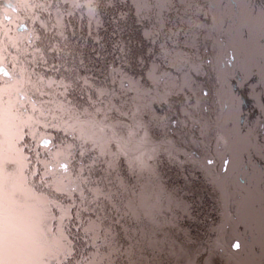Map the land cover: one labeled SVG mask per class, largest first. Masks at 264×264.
Returning <instances> with one entry per match:
<instances>
[{"label": "rangeland", "instance_id": "obj_1", "mask_svg": "<svg viewBox=\"0 0 264 264\" xmlns=\"http://www.w3.org/2000/svg\"><path fill=\"white\" fill-rule=\"evenodd\" d=\"M182 1L164 0L158 4L153 3L152 11L144 13L139 18V23H145L144 30L151 31L148 40L152 38V41L158 45L159 55L152 50L153 47L148 45L149 48L144 53L149 57L150 62L145 69L147 73L145 77L148 79L145 88L142 87L144 80L141 75L127 74L123 84L119 79L116 83H112L109 79L110 84L114 87L113 91L118 95V98L114 99L116 110L111 111L110 115L106 108L100 114L99 112L95 114L90 109L76 107L72 95L71 103L66 111L56 110L52 105L44 104V101L50 97H38L37 99L41 101L42 105L53 109L51 112L45 109L47 115L44 116H41L39 112L33 113L32 109L25 111L18 109L10 96L0 97V264H63L68 259V252L71 248L65 230L62 226L56 227L58 223L63 224L68 219L66 211L68 203L65 204L56 197L54 201L47 202L40 196V193H37L33 184L34 174L44 165L38 159L37 163H34L39 168L36 167L33 170L29 159H36L40 155L38 152L33 155L36 149L34 141L38 139L39 132L47 129L40 123L34 124L32 121H28L30 115L40 117L42 121L50 120L49 125L61 127L63 131L56 135L58 140L76 144L77 147L80 144L92 143V140H96L93 142L96 144L95 146L102 147L105 151L120 158L118 168L126 166L129 173L133 171L138 177L149 181L162 177L167 185L171 184L169 178L171 171L169 170L172 156H174L169 148L179 146L176 142L173 144L176 134H172V132L175 130L187 141L194 134L195 138L199 137L203 143H207L208 139L211 140L212 135L206 131L213 125L210 124V120L205 118V113L208 109H221L223 103L219 93L222 95L224 93L223 89L219 87L221 77L217 65L219 29L216 25L217 29L214 28L212 32L209 30V19L214 17V15L210 16L211 8L215 13L216 10L212 5H209V0H188L190 6H186ZM120 3L116 9L128 13L127 21H131L129 23H138L136 12L139 5L137 0H126V2L124 0ZM197 4L204 6L206 18L201 15L202 7H196ZM116 9L109 11L111 12L109 18L116 15ZM198 15L202 17V20L195 18L199 17ZM214 20L216 21V18ZM211 21L213 20L211 19ZM200 24H202L201 27ZM190 28L194 32L201 31L200 28L203 29L200 39H202V43H205L202 45H205L206 48V59L211 61V65L204 71V75H201L202 73L199 72L201 68H196L193 62L194 55L200 52L199 48L193 49L195 44L193 42L195 38L197 40L199 38L196 35L195 38L189 35ZM85 36L81 35L80 40L79 38H69V42L78 46V44L84 43ZM198 41L196 46L200 47L201 43ZM90 42L92 41H88L84 52H88L90 47L93 48ZM187 46L189 50L185 51L184 48ZM210 50L211 55H207ZM154 53L155 59L152 56ZM139 57L140 55L136 59ZM176 57H178L176 60H169ZM185 58H190L192 61H186ZM232 62H234L233 59ZM188 80L191 81V84L188 83ZM2 86L0 83V90ZM99 106L103 108V105ZM94 109L96 108L94 107ZM116 116L119 117L118 120ZM95 118H100V122L109 132L104 130V133L98 130L93 122ZM51 130L52 128H49L47 131ZM65 135L68 136L67 139ZM29 139L33 145L30 144ZM47 139L48 137L41 133L42 142ZM158 144L164 146H158ZM185 146L182 144L179 147ZM163 148L167 150V162L165 156L161 157L160 155L161 151L166 153ZM212 150L213 146H209L208 154ZM153 151L159 152V155H149ZM150 156L153 159L149 160ZM137 158L147 161L148 167L136 166ZM176 158L177 156L173 159L174 162ZM162 167L165 168L164 173L160 171ZM189 167L188 169H192ZM181 178L186 180L187 177L182 175ZM145 188L146 185L142 187V193ZM186 196L181 195L177 202L184 201ZM144 197L145 195L142 194L143 201H145ZM168 203L163 205L164 208L170 210L166 214H171L178 224L180 219L189 218L185 206L170 203V201ZM49 205H53L59 212L57 220L52 212L53 207ZM218 212H221V207H218ZM55 222L57 223L55 224ZM183 231L185 232L184 229ZM13 232H20V235L18 233V236H15ZM123 245L134 250L137 247H144L145 243L142 241L141 244H136L138 246L126 243ZM191 245L192 247L184 246L181 250L180 259L184 264H220L213 261L215 259L213 248H209V250L199 244ZM101 251L104 252L107 249H101ZM194 251L195 254H193ZM203 252L204 254L199 256ZM224 252L226 253V251ZM117 254L116 251L112 261ZM192 254L193 257H191ZM226 255L235 264L234 257L227 253ZM134 256V261L139 258V255ZM105 264H109V261H105ZM132 264L135 263L132 262ZM222 264H225L224 261Z\"/></svg>", "mask_w": 264, "mask_h": 264}, {"label": "snow or ice", "instance_id": "obj_2", "mask_svg": "<svg viewBox=\"0 0 264 264\" xmlns=\"http://www.w3.org/2000/svg\"><path fill=\"white\" fill-rule=\"evenodd\" d=\"M86 2L89 5L88 15L94 21L98 19L99 24L95 23L93 28L90 22L84 43L77 46L70 44L68 34L71 33L73 37L76 35L77 29L72 25L76 13L72 9L80 8L82 0H32L33 21L38 27L30 37L28 47L24 49L25 60L20 62L19 71L15 74L16 84L13 85L16 103L20 104L21 108L27 101L32 104L33 113L47 115L44 108L31 101L25 89V86H29L40 96L50 97L44 104L52 105L56 110L68 109L71 93L77 88L84 91L89 104L93 105L97 112H103L105 108L108 112L116 110L114 99L118 98V95L112 89L98 83L100 77L88 67L84 49L91 40L97 46L91 49L95 53L94 59L96 61L106 59V56L102 55L105 45L100 30L107 29L103 18L98 17V11L101 4L107 9H114L121 3L120 0ZM161 2L164 0H137L138 23L144 13L152 11L153 3ZM127 18L128 13L123 10L111 18V24L115 26L113 36L122 31L121 24L126 22ZM80 20L82 21L83 17H80ZM150 35L151 31L148 29L142 32L144 39H149ZM117 48L121 55L127 54L128 50L123 40H117L112 44L113 50ZM126 76L118 64H108L106 79H110L112 83L119 79L123 84ZM5 94H8L7 89ZM99 105H103V108ZM52 110L48 109V112ZM28 121L40 123L39 118L35 116H29ZM43 127L47 129L48 125ZM60 131H63L61 127L53 125L51 131L39 132L34 143L36 151L46 157L43 161L46 175L56 185V190L69 201L67 218L70 222L75 220L73 227L77 232L83 233L85 245L93 249L87 256L75 259L76 248L75 242L72 241L67 258L72 260L73 264H104L105 261L114 264L112 257L118 249L113 247L114 235L111 227L105 226L108 219L105 204L115 207L113 197L116 196V191L113 185L120 187L122 181L113 173L119 166L120 158L102 147L89 148L86 143L77 147L76 144L60 141L56 136ZM41 133L48 137L45 142L41 140ZM151 159L153 157L150 156L149 160ZM135 164L140 168L148 167V162L141 158H137ZM188 207L190 208V205ZM101 249L107 251L102 252Z\"/></svg>", "mask_w": 264, "mask_h": 264}, {"label": "flooded vegetation", "instance_id": "obj_3", "mask_svg": "<svg viewBox=\"0 0 264 264\" xmlns=\"http://www.w3.org/2000/svg\"><path fill=\"white\" fill-rule=\"evenodd\" d=\"M122 1L124 0H120V2ZM31 4L32 0H0V83L3 85L0 90V97L10 96L14 103H16V96L13 91V85L16 84L15 74L19 71L20 62L25 60L24 49L28 47L29 39L34 29L38 27L33 21ZM87 7L89 6L86 0H82V6L80 8L72 9L76 13V17L72 20V25L77 31L75 37L69 33V38L78 39L79 36L86 35L85 32L87 33V26L90 22L93 28H95V23L99 24L98 19L95 21L92 18L90 19ZM114 9H107L101 4L98 17L109 14V11ZM80 17H83L82 21ZM81 28L83 31H81ZM226 54V67L228 73L231 75L234 66V62H232L234 56L230 49H226ZM219 87L224 91L222 97L219 94L223 106L221 109H208L205 113V118L210 120V124L213 125L206 131L212 135L211 140L208 139L207 143H203L199 137L196 139V135L194 134L187 141L184 136L177 134L175 130L172 132V134H176V137L173 139V144L176 142L179 146L182 144L186 146L183 148L179 146L169 148L174 153V156L171 155L173 158L170 162L171 169L169 171H171V175H174L175 172H179L181 176L185 175L187 177L186 180L177 179L167 185L164 178H154L147 183L142 194L145 195L144 202L148 206L154 201L160 205H167L170 201V203L185 206L189 218L186 220L180 219L178 225L185 231L188 230L185 232L186 234H190L192 227L195 228L194 236L196 240L193 245L199 244L207 249L213 248L215 250L213 255H216L215 259H219L218 257H220V263L224 261L225 264H234L226 253L233 257L234 254L240 255L242 253L243 245L235 233L233 223L236 226H240L239 208L244 196L238 190L234 180L228 179L226 181L225 191L228 197V211L230 219L232 220L227 223L218 184L227 174L232 156V143L237 134L229 87L226 83L222 84V81H220ZM5 89H7L8 94H5ZM25 89L31 97L32 102L44 109H50L42 105L41 101H38L37 98L40 97L38 92L32 90L29 86H25ZM16 107L25 111L32 109V104L25 101L23 108L18 103H16ZM44 122L40 118V124L44 125ZM208 144L210 147L213 146L210 154L207 152ZM159 145L164 146L163 144ZM164 151L166 153L161 151L160 155L161 157L165 156L167 162V150L164 149ZM156 154L159 155L158 152ZM149 155L152 156L154 154L150 153ZM175 156L177 158L174 162L173 159ZM190 165L192 169H188ZM160 171L164 173L165 168L162 167ZM239 174L243 176V171L241 170ZM181 195L187 196L184 198V201L179 200L177 202L181 198ZM188 205H190V208ZM214 207L217 210L218 207H221V212L217 211L216 213L215 211L213 217L212 210ZM149 215L151 218L153 217L151 208L149 209ZM215 218L217 219L216 222H214ZM149 236V245L154 249L156 245L152 238L153 236L151 234ZM188 247L190 248L192 245L190 244ZM234 259L236 260L235 264H240L235 257Z\"/></svg>", "mask_w": 264, "mask_h": 264}, {"label": "water", "instance_id": "obj_4", "mask_svg": "<svg viewBox=\"0 0 264 264\" xmlns=\"http://www.w3.org/2000/svg\"><path fill=\"white\" fill-rule=\"evenodd\" d=\"M211 2L219 28L218 72L229 87L237 134L228 172L218 188L226 222L232 221L226 181L234 180L244 196L240 226L232 222L243 245L242 253L234 257L240 264H264V0ZM229 48L235 58L231 75L224 59Z\"/></svg>", "mask_w": 264, "mask_h": 264}, {"label": "trees", "instance_id": "obj_5", "mask_svg": "<svg viewBox=\"0 0 264 264\" xmlns=\"http://www.w3.org/2000/svg\"><path fill=\"white\" fill-rule=\"evenodd\" d=\"M209 5L211 6L210 2H209ZM121 8H123L122 5H121ZM203 10H205L204 6H203ZM110 14L111 12H109V14L101 15V17L103 18L104 24H105V28L107 29V31H105L104 29L100 30V34L103 36V43L105 45L102 55H105L106 59H103L101 61H96L94 59L95 53L91 51L92 47H90L88 48V52H84L86 62L88 63V67L92 70V72L95 75L100 77L98 81L99 84L106 86L112 90H114V87H112V85L110 84L111 83L110 80L106 79L107 74H108V64H114V65L118 64L123 69V72L126 74H129L132 76L141 75L144 80L142 81L143 82L142 87L145 88L147 86L146 83L148 82V79L145 77L147 76L145 69H146V66L149 65L150 63L149 57L144 54L146 52L145 50L149 48L148 47L149 45L150 47H153L152 50L159 55V52H158L159 47L156 43L152 41V38L150 40L144 39V37L141 38L142 37L141 34L144 31L145 23L144 24L136 23V22L129 23L131 22L129 20L126 22H123L122 24L124 26L121 25L122 31H120L116 36H113L112 33L115 31V26L111 24V18H109ZM201 15H203V13ZM198 16L199 17L196 16L195 18L202 20V17L200 15ZM203 17H205V15ZM201 25L202 24H200V27ZM214 28L217 29V26L215 25L214 21H211V24L209 25V30L212 32ZM200 30L202 31L203 29L200 28ZM201 31L194 32V30L190 28L189 35L193 36L194 38L196 35L199 38L198 39L199 41L195 38L193 42L195 43L193 45L194 46L193 49L199 48L200 50L199 54L194 55L193 62L195 63L196 68L197 67L201 68L199 70V72L202 73L201 75H204V71L208 69V67H210L211 61L206 59L207 57L205 54L206 48L204 47L205 45H202L205 43H202V39H200ZM209 34L211 33L209 32ZM140 35L141 37L139 38ZM203 35H205V33H203ZM117 40L124 41L127 47V50H128L126 55H121L118 48L116 50L112 49V44L115 43ZM197 41L198 43H201L199 45L200 47L196 46ZM92 46L93 48L97 47L93 43H92ZM184 49L185 51L189 50L188 46L185 47ZM97 50H100V49L97 48ZM211 50L210 52H208L209 54L207 53V55H211ZM155 53L152 55L153 59H155L156 57ZM138 55H140V57L136 59ZM145 56H146V59H144ZM118 57L119 59H117ZM177 58L178 57L170 58L169 60L171 59L176 60ZM142 59L145 60V62H143ZM188 59L190 60V58ZM136 82H138V80H136ZM188 83L191 84V81L188 80ZM71 95L73 97L74 104L76 105V107L81 106V107H84L83 109L85 108L90 109L92 113L98 114L96 109H94V106L89 104L88 99L84 95L83 90H80L79 88H77L75 91L71 93ZM77 101L82 102V103H79ZM100 113L101 112H99V114ZM106 115L108 114L106 113ZM109 115H110V112H109ZM116 118L117 120L119 119L118 116H116ZM49 122L50 120L49 121L46 120L44 122V125H48L47 130L49 128H52L53 126V124L49 125ZM93 122L96 128H98V130H101L104 133L105 131L109 132L108 129H105L104 124L100 122V118H95ZM73 131L75 133H78L76 130H73ZM57 134L58 132L56 133V135ZM67 137L68 136H66L65 138L67 139ZM29 141H30V144L33 145V142L30 139ZM92 141L95 142L96 140H92ZM93 142L86 143V146L89 148L95 146L96 144H94ZM34 154H38L36 149L34 150L33 155ZM38 159L43 164V161L46 159V157L40 153V155L36 159H29V162L32 164L31 169L34 170L37 167L34 162L37 163ZM113 175L118 177L122 181V185L120 187L113 185L116 191V196L113 197L115 207L105 204V213L108 216V219L105 221V226L111 227L113 235H114L113 246L116 249H118L117 251L118 254L115 256L113 262L114 264H132V262H134L135 264H153L156 259V254L152 252L153 249L150 247V245H148V241L150 240L149 238L150 234H149L148 229H150L151 227L150 223H154V222H151L153 220L150 219L151 217L149 215V209L151 208L150 205L148 206L147 203H145L143 199L140 197V195L142 194V187L144 185H147V183H149V180L138 177L137 174L133 171L129 173V170L128 168H126V166H120L119 168H117L116 172H114ZM170 176H171L169 177L170 182L176 181L177 179L182 180L181 174L179 172H175L174 175H170ZM172 176H174L175 178ZM33 184H34V187L37 193H40V196H42L47 202L50 200L54 201L56 197V199L62 200L65 204L66 203L69 204V201L67 200V198L61 195L59 192H57L56 185H54L52 180L48 178V176L46 175L45 166L43 168L40 167L37 173L34 174ZM53 205H49V206L53 207ZM215 211L217 213L218 210L214 207V209L212 210L213 217H214ZM52 212L57 220V215L59 214V212L56 211L54 207L52 209ZM216 221L217 219L215 218L214 222ZM56 223L57 222H55V224ZM74 224H75V220H72L70 222L69 219H67L63 222V224L58 223L56 227L58 228L59 226L60 227L62 226V228L66 232V235H68L70 243L72 241L75 242V248H76L75 259H80L82 257L87 256L89 252L93 251V249L85 245L83 233L77 232L75 228L73 227ZM194 229L195 228L193 227L190 229L191 235L192 234L194 235ZM180 236L182 237L183 235H180ZM142 241H144L145 243L144 247L135 248L136 249L135 252H134L135 249L130 250L129 246L126 248L125 245H123V243L130 244V245L131 244H135V245L141 244ZM88 243L90 244L91 241L89 240ZM103 250H106V249H103ZM134 255H139V258L137 260L135 259V261H134V258H135ZM218 262H221V260H218ZM63 264H73V261L66 259Z\"/></svg>", "mask_w": 264, "mask_h": 264}, {"label": "bare ground", "instance_id": "obj_6", "mask_svg": "<svg viewBox=\"0 0 264 264\" xmlns=\"http://www.w3.org/2000/svg\"><path fill=\"white\" fill-rule=\"evenodd\" d=\"M182 2L186 6H190L188 0H183ZM196 7H202L200 9L201 13H203V15L206 14L205 10H203V6L197 4ZM87 8L89 9V7ZM211 15H214V17L209 19V25L211 24V19L214 21L215 25H217L216 24L217 22L214 20L216 18V14L215 12H213L212 8H211L210 16ZM80 37L81 36H79V39H81ZM224 59L226 60L227 58H224ZM186 60L191 61V59L190 60L186 59ZM156 153L157 151H153L154 155H157ZM150 207L153 212V217L150 219L156 221V224L150 223L151 227L150 229H148L149 234L153 236L152 238L156 245V247L152 251L153 253L156 254V259L153 264H159V263L161 264H184L180 259L181 250H183L184 246L193 244L196 240L195 236L191 234H185V232H187L188 230L184 232L183 228L178 225V222L173 219V216L171 214L170 215L166 214L169 209L167 210L166 208L163 207V205L157 204V202L154 201L150 203ZM13 233L15 236H18L17 235L18 233L20 235V232H13ZM180 235H183V236L181 237ZM148 245H149V241H148ZM204 252L200 253L199 256H202ZM193 254H195V251ZM193 254L191 255V257H193ZM215 258H216V255H215ZM218 258L220 259V257ZM219 259H214L213 261L218 262Z\"/></svg>", "mask_w": 264, "mask_h": 264}]
</instances>
